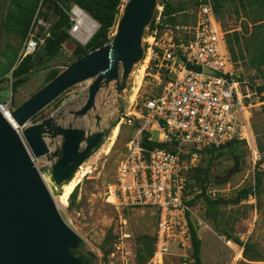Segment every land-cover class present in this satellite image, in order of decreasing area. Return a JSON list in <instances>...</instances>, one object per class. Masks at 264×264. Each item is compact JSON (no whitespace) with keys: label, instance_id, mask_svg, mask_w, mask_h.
Segmentation results:
<instances>
[{"label":"rangeland","instance_id":"obj_1","mask_svg":"<svg viewBox=\"0 0 264 264\" xmlns=\"http://www.w3.org/2000/svg\"><path fill=\"white\" fill-rule=\"evenodd\" d=\"M33 1L0 0V103H11L13 110L79 60L80 52L92 53L88 43L100 28L99 23L82 9L97 24V32L85 45L70 35L69 13L76 5L74 0H40L31 25L28 28L17 27L15 23L19 13ZM126 1H122L123 5ZM199 1L158 0V4H172L178 11L173 15L172 22L190 26ZM246 5L247 0H227L218 20L226 33L227 42L234 43L235 34L241 37L242 54L237 45L236 53L243 56L247 64L251 53L246 46L253 25ZM244 27L249 29L247 34H244ZM31 35L37 37L38 49L29 56V66L16 79L13 71L26 59L23 53ZM114 35H110L109 40ZM13 63L14 68L5 73ZM243 65L253 87L258 85V89H264V66L258 71ZM140 68L141 65L136 67L135 74L128 82L126 99L119 96L115 84H111L97 95L96 110L75 120L71 113L80 110L87 102L93 83L90 80L87 91L73 87L30 122L39 124L53 117L64 128L73 125L88 132H97L95 118L99 116L102 129L114 126L102 149L82 167L69 187L54 183L50 175L52 163L47 157L36 159L31 155L60 214L86 241L83 256L90 260V264H106L117 245L130 254L131 264H194L186 218V213H189L190 221L201 239L202 264H264V98L260 95H254L246 103L247 117H242L240 123L242 139L229 149H224L221 156L206 155L198 168L189 173L192 186L188 187L186 195L188 209H181L172 215L169 231L162 241L159 238L160 215L156 209H117L108 202L110 188L115 183L116 167L127 155L130 144L141 142L144 134L149 132L153 139L158 138L157 132L149 131L144 122L131 113L135 111L132 104L140 88L139 101L146 93L157 95L162 92L166 83L165 70L156 62L148 71L150 75L143 79L137 72ZM158 76L160 80L156 78ZM19 132L22 135L23 130ZM46 142L52 153L61 146V138L46 139ZM253 151L259 153L257 163L254 162ZM202 172L208 176L205 187L214 192L210 194L206 191V196L212 201H233L243 189H254L259 178L262 183L249 199L237 205H213L207 203L202 189L196 187ZM228 176L229 180L215 183L216 179ZM140 255L144 261L139 259Z\"/></svg>","mask_w":264,"mask_h":264},{"label":"built area","instance_id":"obj_2","mask_svg":"<svg viewBox=\"0 0 264 264\" xmlns=\"http://www.w3.org/2000/svg\"><path fill=\"white\" fill-rule=\"evenodd\" d=\"M200 1L190 26L169 24L165 7H158L153 27L146 34L145 59L137 72L144 79L159 62L166 83L161 93H146L139 101L140 88L131 114L149 131L158 133L151 142L166 147L146 149L140 141L132 142L116 167L115 183L109 192L108 202L117 209H156L161 241L169 231L172 215L188 209L189 173L211 150L242 139L240 123L247 117L246 103L258 95V85L250 83L243 63L231 56L213 0ZM69 17L70 35L87 44L89 41L79 37L86 33L88 21H94L77 5L71 8ZM37 49V37L31 35L23 58L34 55ZM76 87L87 91L89 84ZM260 97L264 98V93ZM13 111L11 103H0V112L7 120ZM174 145L175 152L171 150ZM253 156L257 163L259 153L253 151ZM206 191L214 193L209 187ZM131 260L130 254L116 245L105 263L131 264Z\"/></svg>","mask_w":264,"mask_h":264},{"label":"water","instance_id":"obj_3","mask_svg":"<svg viewBox=\"0 0 264 264\" xmlns=\"http://www.w3.org/2000/svg\"><path fill=\"white\" fill-rule=\"evenodd\" d=\"M158 7V0H127L108 45L69 65L13 111L12 120L24 128L22 135L0 112V264H90L75 255L86 241L60 214L31 155L47 157L54 183L68 185L102 149L114 128L102 129L99 116L95 118L97 132L73 125L64 128L53 117L39 124L30 122L68 90L90 80L87 102L71 113L75 120L95 111L97 95L111 84L126 99L128 82L145 59V38ZM58 138L61 146L52 153L46 139ZM171 150L177 151V146Z\"/></svg>","mask_w":264,"mask_h":264},{"label":"trees","instance_id":"obj_4","mask_svg":"<svg viewBox=\"0 0 264 264\" xmlns=\"http://www.w3.org/2000/svg\"><path fill=\"white\" fill-rule=\"evenodd\" d=\"M123 0H74V3L79 6L81 9L89 13L100 25V28L98 32L96 33L95 37L91 39V41L88 43V48L91 49V52H95L98 49L103 48L104 46L108 45L112 39L109 40L110 35H114L116 33L117 24L119 21V18L121 16V9H122V3ZM227 0H213L214 8L219 16L221 14L222 7L224 3ZM40 0H34L31 5H29L27 8L23 9L19 13V18L16 20V26L17 27H26L28 28L37 12V9L39 7ZM201 1H199L197 7ZM248 5H246V9H249V15L251 24L253 25V32L251 33L249 40L247 42L246 50L251 53V58L249 63H245L243 56H239L236 53V45L239 47L240 54H242V46L240 45V39L241 37L238 34L234 35V43L232 41L228 42L229 51L231 53V56L234 61L236 62H242L247 67H253L256 68L258 71L261 70V68L264 66V0H247ZM165 10L164 13L168 17V23L175 25L176 23L172 22L173 15L178 12L175 7L170 4L166 3L164 5ZM153 27V23L150 27V29ZM248 28L244 27V34H247ZM81 53V52H80ZM79 53V59L85 57L88 55V53ZM30 57H27L24 59L22 63L18 65V67L13 71L14 77L17 79L24 73V69L29 66L30 64ZM13 63L5 73H9L11 69L14 68ZM258 95L264 93V89L257 88ZM114 127V126H113ZM151 135L149 133H145L142 141L141 146L146 149H153V148H165L166 146L164 144H158L156 142L150 141ZM237 143V141H233L232 143H229L226 147L220 149V150H211L208 155L210 156H221L222 151L224 149H229ZM196 170V169H195ZM205 172H202L200 178L196 182V187H199L202 189L203 196L206 197L208 204H239L242 200L249 199L253 191L255 189H258L262 183V179L259 178L256 182V185L251 189H243L239 192L236 199L230 202L222 201V199H219L218 201H212L209 197L206 196V187H205V181L207 180L208 176L204 175ZM190 181V179H189ZM70 185H64L65 187H69ZM192 186V183L190 182L188 184V187L190 188ZM190 204V203H189ZM186 218L188 222V229L190 233V239L193 247V255L192 260L194 261V264H202L201 260V239L199 238L197 231L193 224L190 221L189 213H186ZM76 256L82 257L87 263H90V260H88L85 256H83V250L75 251L74 252ZM152 256V253L150 254ZM139 259L145 260L143 257L138 256Z\"/></svg>","mask_w":264,"mask_h":264},{"label":"bare ground","instance_id":"obj_5","mask_svg":"<svg viewBox=\"0 0 264 264\" xmlns=\"http://www.w3.org/2000/svg\"><path fill=\"white\" fill-rule=\"evenodd\" d=\"M87 26V28H86V33H84L82 36H80L79 38L81 39V40H83L84 42H88L89 40H90V38L97 32V29H98V26H97V24H95L94 22H92V21H90V23H89V21H88V24L86 25ZM55 120V119H54ZM8 121L11 123V125L14 127V129H16L17 130V132L20 134V132L19 131H22V130H24V128H20L13 120H12V118H8ZM22 129V130H21ZM21 135V134H20ZM84 166V165H83ZM82 166V167H83ZM82 167L80 168V170L82 169ZM80 170H79V172H80ZM79 172L77 173V175H76V177H75V179L78 177V174H79ZM43 178V177H42ZM75 179L70 183V184H68V185H71L74 181H75ZM43 180H44V178H43ZM44 182H45V180H44ZM46 183V182H45ZM47 185V184H46ZM48 187V186H47ZM49 189V188H48Z\"/></svg>","mask_w":264,"mask_h":264}]
</instances>
